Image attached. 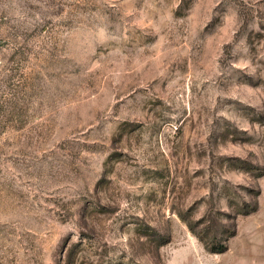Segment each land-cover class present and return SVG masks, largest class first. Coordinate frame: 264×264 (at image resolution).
<instances>
[{"label": "rangeland", "instance_id": "1", "mask_svg": "<svg viewBox=\"0 0 264 264\" xmlns=\"http://www.w3.org/2000/svg\"><path fill=\"white\" fill-rule=\"evenodd\" d=\"M263 222L264 0H0V264H237Z\"/></svg>", "mask_w": 264, "mask_h": 264}, {"label": "crops", "instance_id": "2", "mask_svg": "<svg viewBox=\"0 0 264 264\" xmlns=\"http://www.w3.org/2000/svg\"><path fill=\"white\" fill-rule=\"evenodd\" d=\"M253 231L256 232V234H259V238L255 239L254 235L252 238L250 237H246L243 239H241V243L242 246L239 249V253H237L238 257L239 254H241L242 252L245 254L244 257L246 258V260H244L243 258H238L239 260H237V264H254V259L259 258V261L257 264H264V222L262 223V225H257V226H252ZM254 232V233H255ZM250 233H252V231H250ZM249 239H251V241H249ZM248 240V243H246ZM244 243V244H243ZM246 245L248 246H245Z\"/></svg>", "mask_w": 264, "mask_h": 264}, {"label": "trees", "instance_id": "3", "mask_svg": "<svg viewBox=\"0 0 264 264\" xmlns=\"http://www.w3.org/2000/svg\"><path fill=\"white\" fill-rule=\"evenodd\" d=\"M225 249H226V247L223 246V245H219V246H211V248H210L211 251H223V250H225Z\"/></svg>", "mask_w": 264, "mask_h": 264}]
</instances>
